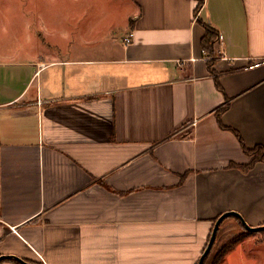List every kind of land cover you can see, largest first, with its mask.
Wrapping results in <instances>:
<instances>
[{"label":"crops","instance_id":"crops-1","mask_svg":"<svg viewBox=\"0 0 264 264\" xmlns=\"http://www.w3.org/2000/svg\"><path fill=\"white\" fill-rule=\"evenodd\" d=\"M27 4L0 59V264H198L221 216L264 227V163L231 168L251 159L216 118L264 147V0ZM244 232L225 219L217 252ZM256 234L235 264H264Z\"/></svg>","mask_w":264,"mask_h":264},{"label":"rangeland","instance_id":"rangeland-1","mask_svg":"<svg viewBox=\"0 0 264 264\" xmlns=\"http://www.w3.org/2000/svg\"><path fill=\"white\" fill-rule=\"evenodd\" d=\"M29 7L30 6H28L27 0H0V59L1 57L10 56L14 49H22V47L26 45L28 40V21H31L32 23L34 20L33 24H36L37 22L34 16L37 13V8L33 11L30 10ZM53 16L55 18L51 17L50 20L48 16L47 18L45 16L47 19L46 21L49 24L58 23V17L56 14H53ZM14 55H18V58H21L20 56H24L25 52H20ZM253 234L257 235L256 233ZM261 236L264 238L263 235ZM217 245L218 244L215 242V245L205 264L213 263L216 254L218 253ZM246 249L247 248L244 247L243 250L245 251ZM234 251L228 256L230 264L238 262L236 259V252ZM240 252L241 251H239V253ZM221 262L222 261H220L219 264H221Z\"/></svg>","mask_w":264,"mask_h":264},{"label":"trees","instance_id":"trees-1","mask_svg":"<svg viewBox=\"0 0 264 264\" xmlns=\"http://www.w3.org/2000/svg\"><path fill=\"white\" fill-rule=\"evenodd\" d=\"M195 2H197L198 6L196 9V13L199 11V9L203 6V2L204 0H193ZM204 29H205V35L202 39V49L203 52L208 56V58L210 59L208 62V66L210 68V70L213 67V60L215 59V45L217 43V41L219 40V35L218 33L209 25L206 23H203ZM212 71V70H211ZM216 86L219 90H221L220 84L218 82V80L216 79ZM227 107L223 108L222 110H220L217 113V121L218 124L220 126L221 129L226 130V131H230L231 133L234 134V136L236 137V139L238 140L242 151L244 152V154L249 157L251 159L250 163L246 166H237L234 164H231L230 167L231 168H237L240 169L242 172L244 173H248L249 171H251L256 164L258 163H264V147L262 146H256L253 149H248L240 134L232 129L226 128L222 125L221 122V117L222 115L227 111ZM184 179H182L183 181ZM261 235L264 236V232H260ZM253 235V233H247L244 232L242 235L238 236L237 238H235L233 241H231L230 243H228L226 246H224L217 254L216 257L213 261L212 264H219L220 261L223 260V258L229 253L231 252L236 245H238L240 242H242L245 238H247L248 236ZM211 237V235H210ZM210 239V238H209ZM209 242V240H208ZM209 257V256H208ZM208 257L205 259L204 264L206 263Z\"/></svg>","mask_w":264,"mask_h":264},{"label":"water","instance_id":"water-1","mask_svg":"<svg viewBox=\"0 0 264 264\" xmlns=\"http://www.w3.org/2000/svg\"><path fill=\"white\" fill-rule=\"evenodd\" d=\"M230 217L237 218L241 222V225L243 226L244 230L247 233H260V232H264V227H258V228L249 227L238 214H235V213L225 214V215L221 216L217 220V222L215 223L214 228H213L212 233H211V237H210L209 242L207 244V247H206L204 253L202 254V256H201L198 264H204L205 259L210 255V253H211V251H212V249L214 247V244L216 242V237H217L218 231L220 229V225L222 224V222L225 219H228ZM6 259H10V257H1L0 258V262L3 261V260H6ZM14 260L18 261L20 264H27L24 261H21V260H18V259H14Z\"/></svg>","mask_w":264,"mask_h":264},{"label":"built area","instance_id":"built-area-1","mask_svg":"<svg viewBox=\"0 0 264 264\" xmlns=\"http://www.w3.org/2000/svg\"><path fill=\"white\" fill-rule=\"evenodd\" d=\"M221 38H219V40H220Z\"/></svg>","mask_w":264,"mask_h":264}]
</instances>
